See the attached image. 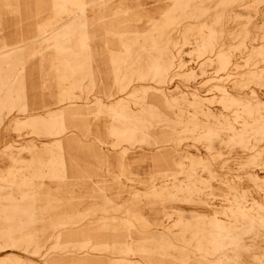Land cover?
<instances>
[{
  "label": "rangeland",
  "instance_id": "rangeland-1",
  "mask_svg": "<svg viewBox=\"0 0 264 264\" xmlns=\"http://www.w3.org/2000/svg\"><path fill=\"white\" fill-rule=\"evenodd\" d=\"M0 264H264V0H0Z\"/></svg>",
  "mask_w": 264,
  "mask_h": 264
}]
</instances>
